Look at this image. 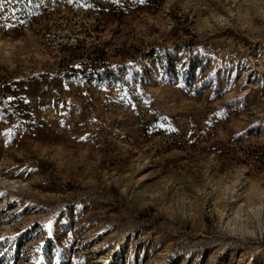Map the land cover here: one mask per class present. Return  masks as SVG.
Returning a JSON list of instances; mask_svg holds the SVG:
<instances>
[{"label": "rangeland", "instance_id": "rangeland-1", "mask_svg": "<svg viewBox=\"0 0 264 264\" xmlns=\"http://www.w3.org/2000/svg\"><path fill=\"white\" fill-rule=\"evenodd\" d=\"M17 1L0 264H264V0Z\"/></svg>", "mask_w": 264, "mask_h": 264}, {"label": "trees", "instance_id": "trees-1", "mask_svg": "<svg viewBox=\"0 0 264 264\" xmlns=\"http://www.w3.org/2000/svg\"><path fill=\"white\" fill-rule=\"evenodd\" d=\"M14 5L17 7V9H15V11H13V14L16 15L18 19L24 18L25 8L26 7L22 3V1L19 0V1H17V3H14ZM103 11H105V10L103 9ZM74 59H75V53L70 52L69 54L66 55L65 62L67 64H69ZM96 66H98V65H96ZM108 68L109 67L107 65L106 66H102V70H100V71L97 70L96 72L97 73L105 74V72H107ZM58 75H59V73H55V74L51 75L50 77L47 76L46 78H47V80L57 79L58 78Z\"/></svg>", "mask_w": 264, "mask_h": 264}]
</instances>
